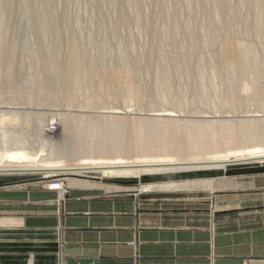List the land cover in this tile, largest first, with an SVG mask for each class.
<instances>
[{"label": "rangeland", "instance_id": "rangeland-1", "mask_svg": "<svg viewBox=\"0 0 264 264\" xmlns=\"http://www.w3.org/2000/svg\"><path fill=\"white\" fill-rule=\"evenodd\" d=\"M42 1L0 0V148L24 145L43 152L45 162L79 166L118 155L202 159L264 136V0ZM128 58L137 61L136 72L127 71ZM159 63L164 77L153 72ZM165 77L171 87L159 88ZM161 109L173 115H154ZM241 167V174L252 173L264 162L128 177L2 176L31 178L28 185L55 191V202L81 185L185 207L227 188ZM193 179H215L216 188L159 186Z\"/></svg>", "mask_w": 264, "mask_h": 264}, {"label": "crops", "instance_id": "crops-1", "mask_svg": "<svg viewBox=\"0 0 264 264\" xmlns=\"http://www.w3.org/2000/svg\"><path fill=\"white\" fill-rule=\"evenodd\" d=\"M245 168L185 207L0 174V264H264V168Z\"/></svg>", "mask_w": 264, "mask_h": 264}, {"label": "bare ground", "instance_id": "bare-ground-1", "mask_svg": "<svg viewBox=\"0 0 264 264\" xmlns=\"http://www.w3.org/2000/svg\"><path fill=\"white\" fill-rule=\"evenodd\" d=\"M44 1V0H43ZM42 1V2H43ZM50 1V0H49ZM52 1V0H51ZM141 1V0H138ZM214 1V0H212ZM257 1V0H256ZM48 2V0H47ZM216 0L214 1L215 4ZM220 2V1H219ZM223 2V1H222ZM259 2V1H258ZM258 2H256V7ZM115 3V2H114ZM134 3V2H132ZM46 4V3H44ZM54 4V3H53ZM109 4V3H108ZM212 3V5H214ZM225 4V3H224ZM116 5V4H115ZM122 5V4H121ZM135 6H139V3L134 4ZM223 5V4H222ZM262 5V2H261ZM47 6V5H46ZM51 6V5H50ZM112 6V4H111ZM134 6V7H135ZM142 5H140L141 7ZM216 6V5H215ZM251 6V5H250ZM211 7V6H210ZM219 7V5H218ZM222 7V6H221ZM239 7V6H238ZM255 7V8H256ZM260 7V5H259ZM52 8V7H51ZM94 8V7H93ZM110 8V7H109ZM138 8V7H137ZM136 8V9H137ZM252 8V7H251ZM205 9V8H204ZM209 9V8H208ZM224 9V8H223ZM237 9V8H236ZM254 9V8H253ZM111 10V9H110ZM139 10V8L135 11L137 12ZM218 10V9H217ZM94 11V10H93ZM142 11V10H141ZM140 11V12H141ZM242 11V10H239ZM237 10V15H239V12ZM251 11V9H250ZM47 12V11H46ZM110 12V11H109ZM144 12V11H143ZM142 12V13H143ZM223 12V11H222ZM252 12V11H251ZM167 13V12H166ZM165 13V14H166ZM176 13V12H174ZM220 13V11H219ZM242 13V12H241ZM139 14V11H138ZM144 14V13H143ZM178 14V12H177ZM211 14V12H210ZM49 15V14H47ZM47 15L43 16L46 17ZM122 15V14H121ZM168 15V14H167ZM250 16V14H248ZM50 16V15H49ZM54 16V14L52 15ZM103 16V14H102ZM110 16V15H109ZM135 16V15H134ZM136 16H138L136 14ZM140 16V15H139ZM233 16V15H232ZM240 17H242L241 15H239ZM247 16V17H249ZM48 17V16H47ZM143 17L145 18V16L143 15ZM142 17V18H143ZM168 17V16H167ZM101 18V17H100ZM141 18V19H142ZM143 18V19H144ZM166 18V17H165ZM232 18V17H231ZM52 19V18H51ZM240 19V18H239ZM238 19V20H239ZM105 20V19H104ZM232 20V19H231ZM234 20V19H233ZM47 21V20H46ZM124 21V20H123ZM136 21V20H135ZM139 21V20H138ZM145 21V20H144ZM166 21V20H165ZM41 22V21H40ZM115 22V21H114ZM113 22V23H114ZM127 22V21H126ZM147 22V21H146ZM238 22V21H237ZM241 22V21H240ZM51 23V22H50ZM141 23V21H140ZM45 24V23H44ZM124 24V23H123ZM239 24V23H238ZM47 25V24H45ZM49 25V24H48ZM101 25V24H100ZM144 25V24H143ZM148 25V23H147ZM174 25V24H173ZM240 25V24H239ZM43 26V25H41ZM103 26V25H102ZM154 26V25H153ZM163 26V25H162ZM45 27V26H44ZM49 27V26H48ZM110 27V26H109ZM56 28V27H55ZM119 28V27H118ZM105 29V28H104ZM153 30V29H152ZM156 30V29H155ZM44 31V29H43ZM53 31V30H52ZM46 32V31H45ZM51 32V31H50ZM54 32V31H53ZM59 32V31H58ZM74 32V31H73ZM106 32V31H105ZM47 33V32H46ZM56 33V32H55ZM164 33V32H163ZM51 34V33H50ZM53 34V33H52ZM58 34V33H57ZM75 34V33H74ZM107 34V33H106ZM153 34V32H152ZM216 33H214L215 35ZM104 35V34H103ZM117 35V34H116ZM45 36V35H44ZM56 36V35H55ZM123 36V35H122ZM126 36V35H124ZM163 36V35H162ZM173 36V35H172ZM46 37V36H45ZM51 37V35H50ZM112 37V34H111ZM121 37V36H120ZM214 37V36H213ZM163 38V37H162ZM55 39V38H53ZM58 39V38H57ZM52 40V39H51ZM69 40V39H68ZM72 40V39H71ZM108 40V39H107ZM121 40H119L120 42ZM167 41V40H166ZM30 42V41H29ZM56 43V42H55ZM59 43V42H58ZM130 43V42H129ZM28 44V43H27ZM101 44V43H100ZM103 44V43H102ZM108 44V42H107ZM122 45V44H121ZM120 45V46H121ZM58 46V45H57ZM53 47V46H52ZM101 47V45H100ZM99 47V48H100ZM51 48V47H50ZM104 48V46H103ZM121 48V47H119ZM56 49V47H55ZM102 49V47H101ZM122 49V48H121ZM161 49V48H160ZM58 50V49H57ZM124 50V49H122ZM52 51V50H51ZM126 51V49H125ZM124 51V52H125ZM133 51V49H132ZM150 51V50H149ZM162 51V50H161ZM182 51V49H181ZM248 51V49H245V52ZM128 52V51H127ZM153 52V51H152ZM243 53V56H247L248 53ZM249 52V51H248ZM102 53V52H101ZM105 53V52H104ZM130 53V52H129ZM129 53H125V54H129ZM132 53V52H131ZM130 53V54H131ZM161 56V52H159ZM163 53V52H162ZM240 54V53H239ZM126 55V56H127ZM98 56V55H97ZM107 56V54H106ZM163 56V55H162ZM125 57V55H124ZM135 57V55H134ZM149 57V56H148ZM152 57V56H151ZM154 57V56H153ZM86 58V57H85ZM102 58H105V56H103ZM131 58V56L129 57ZM125 60V62H130L129 66H127V71L128 72H134L135 69H137L136 67V62L135 59L134 60H130V59ZM133 58V57H132ZM142 58V57H141ZM231 58V57H230ZM243 58V57H242ZM88 59V58H86ZM99 59V58H98ZM139 59V58H138ZM152 59V58H151ZM163 59V58H162ZM94 60V59H93ZM101 60V59H100ZM99 60V61H100ZM103 60V59H102ZM101 60V61H102ZM140 60V59H139ZM153 60V59H152ZM164 60H166L164 58ZM244 60V59H243ZM100 61V62H101ZM103 61H106L105 59ZM147 61V60H146ZM159 61V60H156ZM162 61V60H161ZM160 61V63H161ZM179 61V60H178ZM50 62V61H49ZM98 62V61H97ZM99 62V63H100ZM150 62H152L150 60ZM163 62V61H162ZM165 62V61H164ZM163 62V64H165ZM168 62V61H167ZM173 62V61H172ZM181 62V61H180ZM179 62V64H180ZM95 63V62H94ZM139 63V62H138ZM159 64L155 65V72L157 75L156 77H164L165 75H167V70L165 69V65L162 66ZM176 63V62H175ZM174 63V64H175ZM101 64V63H100ZM105 64V63H104ZM155 64V62H154ZM168 64V63H167ZM166 64V65H167ZM178 64V65H179ZM218 64V63H217ZM102 65V64H101ZM141 65V64H140ZM139 65V66H140ZM173 65V64H172ZM170 66V65H169ZM177 66V65H176ZM181 66V65H180ZM148 67V65L146 66ZM151 67V65H150ZM167 68V67H166ZM178 68V67H177ZM140 69V68H139ZM138 69V71H140ZM169 69V68H167ZM180 69V67H179ZM147 70V69H145ZM142 71V68H141ZM240 71V70H239ZM136 72V71H135ZM173 72V71H172ZM182 72V71H181ZM180 73V72H179ZM176 74V73H174ZM135 75V74H134ZM155 75V74H153ZM170 75V74H169ZM168 75V76H169ZM159 78H157L156 82L159 81ZM161 78V82L163 81ZM166 82L164 81L159 84L160 86H158L159 88H166L165 86L169 85V81L168 84L165 85V83H167V79ZM156 84V83H155ZM163 84V85H161ZM146 85V84H145ZM156 86V85H155ZM157 87V86H156ZM171 87V86H170ZM190 87V86H189ZM145 88V87H144ZM161 88V89H162ZM158 89V88H157ZM160 89V90H161ZM163 90V89H162ZM172 91L170 89H167V91ZM166 91V90H165ZM168 91V92H169ZM168 109H161L157 110L160 113H154V115H164V116H171L173 114H171L169 111H167ZM162 111H167L164 113H161ZM156 112V110L154 111ZM17 114V113H16ZM22 114V113H21ZM153 113H151L152 115ZM153 115V116H154ZM164 119V118H163ZM264 134V133H263ZM262 134V136H263ZM244 143V142H243ZM247 143V141H246ZM17 146V145H16ZM24 145L17 146V147H4V149L0 148V174H27V173H37V174H41V173H48L50 175H54L57 173H81V172H86V173H102V175H106V176H119V177H128V176H138L141 174H145V175H154V174H165V173H172V172H182V171H187V170H218V169H225L229 164H233V163H243V164H249V163H254V162H264V136L262 137V139L260 141H258V143H250V144H245L243 146H239L236 148H232V149H228L224 152H220V153H215L209 157H204L202 159H197L195 157L191 158L192 160H178L175 158H171V157H161V158H146L143 156H137L136 158H133L132 161H127L126 159H123V157H120L121 155L116 156L115 158H107L104 157L102 159H86V160H82L80 161L78 164L79 166H66L65 163L63 161H54V162H45V159L43 160V152L41 151H31L28 147H23ZM108 147V146H107ZM28 148L29 151L26 149ZM39 150V149H38ZM106 152V151H105ZM246 155V156H245ZM129 160V159H128ZM33 161L34 163L30 162ZM41 163H38V162ZM194 173V172H193ZM195 179H193L192 181H188V182H163L161 185H159L161 188L164 189H179V188H190V187H202V188H213L212 184L213 181L212 180H198V181H194ZM156 185V184H155ZM154 185V186H155ZM152 186V185H151Z\"/></svg>", "mask_w": 264, "mask_h": 264}, {"label": "built area", "instance_id": "built-area-1", "mask_svg": "<svg viewBox=\"0 0 264 264\" xmlns=\"http://www.w3.org/2000/svg\"><path fill=\"white\" fill-rule=\"evenodd\" d=\"M51 188H62V184L60 186L59 185H52Z\"/></svg>", "mask_w": 264, "mask_h": 264}]
</instances>
